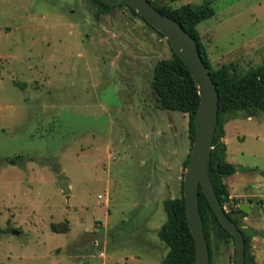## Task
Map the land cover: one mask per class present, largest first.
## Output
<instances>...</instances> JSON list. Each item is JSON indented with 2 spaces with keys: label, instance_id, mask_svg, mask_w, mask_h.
I'll return each instance as SVG.
<instances>
[{
  "label": "rangeland",
  "instance_id": "374dc122",
  "mask_svg": "<svg viewBox=\"0 0 264 264\" xmlns=\"http://www.w3.org/2000/svg\"><path fill=\"white\" fill-rule=\"evenodd\" d=\"M158 2H209L197 30L213 68L236 77L263 62L264 0ZM96 10L0 0V264H163L168 251L163 201L181 196L191 148L189 115L161 109L151 86L172 49L127 6ZM227 138V158L249 168L236 188L253 213L240 223L263 225L264 116L230 124ZM211 264H234L231 239H213Z\"/></svg>",
  "mask_w": 264,
  "mask_h": 264
},
{
  "label": "trees",
  "instance_id": "16d2710c",
  "mask_svg": "<svg viewBox=\"0 0 264 264\" xmlns=\"http://www.w3.org/2000/svg\"><path fill=\"white\" fill-rule=\"evenodd\" d=\"M149 1L161 13L179 22L196 39L201 57L208 66L216 84L219 94L218 121L212 143L209 174L221 205L224 206L227 203L232 210L237 207L239 199L230 197L227 184L223 178L235 173L237 167L225 159L226 144L223 141L224 122L238 114H244L245 117L264 116V60L260 65L255 67L250 66L244 73L236 77L226 64L213 68L200 33L197 30L198 23L214 15V9L210 6L209 2L199 6L185 3L178 7H169L159 4L158 0ZM92 2L97 7V14L108 12L115 7L109 6L101 0H92ZM118 6L127 5L121 4ZM127 7L134 14L138 15L132 8ZM138 16L155 31L163 35L143 17ZM172 53L171 58L156 62L153 71V80L151 82L152 91L161 109L180 111L189 115V137L192 147L194 139V117L200 102V96L187 66L173 51ZM189 155L190 151L184 161V167L187 165ZM10 162L15 164L16 160L11 159ZM198 202L211 264L213 239L216 236H224L231 239L234 244V238L219 223L201 187H199ZM163 206L167 217L157 231L159 240L168 247L163 264H193L196 247L186 219L183 180L181 196L164 199ZM226 213L242 230L245 246L244 264H255L254 256L250 252V239L257 233L256 229L244 227L240 223V219H236L231 215L230 210ZM247 215L248 213H242V216ZM51 229L56 232H65L69 228L66 223H53L51 224ZM2 231L3 229L0 225V232Z\"/></svg>",
  "mask_w": 264,
  "mask_h": 264
},
{
  "label": "water",
  "instance_id": "95a60500",
  "mask_svg": "<svg viewBox=\"0 0 264 264\" xmlns=\"http://www.w3.org/2000/svg\"><path fill=\"white\" fill-rule=\"evenodd\" d=\"M109 6L127 5L162 33L170 47L187 66L198 89L200 102L194 117V139L183 175V196L186 219L195 241L196 254L193 264H210L209 249L199 211L198 192L201 187L219 223L234 238V264H244L245 246L241 228L227 215L242 216L250 212L251 199L241 200L232 209L221 205L209 174V162L218 121L219 94L210 70L203 61L196 39L175 19L161 13L149 0H101ZM264 235V228L259 230Z\"/></svg>",
  "mask_w": 264,
  "mask_h": 264
},
{
  "label": "crops",
  "instance_id": "0c3cea01",
  "mask_svg": "<svg viewBox=\"0 0 264 264\" xmlns=\"http://www.w3.org/2000/svg\"><path fill=\"white\" fill-rule=\"evenodd\" d=\"M209 60H210V57L208 56ZM259 116H262V115H259ZM255 117L257 116H251V117H245V116H241V115H234L233 117L227 119L225 122H224V137H223V141L225 142L226 144V153H225V159L231 163L234 164L233 161L229 160L227 158V155H228V152H229V144L227 143L228 142V138H227V128L230 124H235L236 122H239L242 118H246L247 120H253ZM236 167H237V171L229 176H226L223 178L224 182L227 184V188H228V191H229V194H230V197L231 198H237L239 199V202L241 200H244V199H251L252 200V204L250 205V212L248 213V215L252 214L253 213V199L251 197H249V195L247 194V191L245 189H243L242 191H238L237 190V185L240 184V182L242 181V174L244 175L245 172L249 169V168H246L245 166L241 165H237V164H234ZM244 180V179H243ZM257 186V185H256ZM238 205V204H237ZM252 228L253 229H256L257 233L254 234L251 239H250V243H251V246H252V251L251 253L253 254L254 256V262L255 264H261V255L259 254L258 252V249H259V242L261 240H264V235H259V230L264 228V224L262 225L261 223H256L254 225H252Z\"/></svg>",
  "mask_w": 264,
  "mask_h": 264
},
{
  "label": "flooded vegetation",
  "instance_id": "af4514ba",
  "mask_svg": "<svg viewBox=\"0 0 264 264\" xmlns=\"http://www.w3.org/2000/svg\"><path fill=\"white\" fill-rule=\"evenodd\" d=\"M104 13H106V12H104ZM98 14H100V13H98ZM233 217L236 218V219H240L241 218L239 215H233Z\"/></svg>",
  "mask_w": 264,
  "mask_h": 264
},
{
  "label": "built area",
  "instance_id": "2783aa9c",
  "mask_svg": "<svg viewBox=\"0 0 264 264\" xmlns=\"http://www.w3.org/2000/svg\"><path fill=\"white\" fill-rule=\"evenodd\" d=\"M99 198L101 197V195L98 196ZM228 204L226 203L223 207L225 208V206H227ZM225 210L227 211L228 209L225 208Z\"/></svg>",
  "mask_w": 264,
  "mask_h": 264
}]
</instances>
